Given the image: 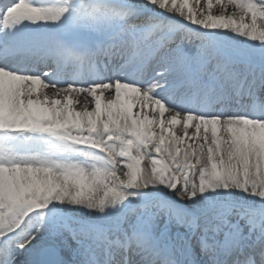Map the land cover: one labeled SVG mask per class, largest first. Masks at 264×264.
Masks as SVG:
<instances>
[{"label":"snow or ice","instance_id":"6c2138e0","mask_svg":"<svg viewBox=\"0 0 264 264\" xmlns=\"http://www.w3.org/2000/svg\"><path fill=\"white\" fill-rule=\"evenodd\" d=\"M0 264H264V0H0Z\"/></svg>","mask_w":264,"mask_h":264},{"label":"bare ground","instance_id":"6f19581e","mask_svg":"<svg viewBox=\"0 0 264 264\" xmlns=\"http://www.w3.org/2000/svg\"><path fill=\"white\" fill-rule=\"evenodd\" d=\"M231 10V9H230ZM79 107V106H78Z\"/></svg>","mask_w":264,"mask_h":264}]
</instances>
